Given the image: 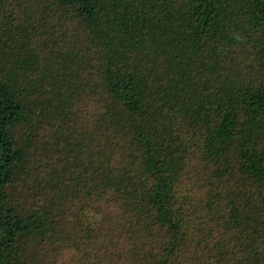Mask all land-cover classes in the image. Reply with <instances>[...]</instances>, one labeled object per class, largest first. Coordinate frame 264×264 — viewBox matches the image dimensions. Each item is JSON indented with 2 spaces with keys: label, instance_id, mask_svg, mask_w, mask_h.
Returning a JSON list of instances; mask_svg holds the SVG:
<instances>
[{
  "label": "trees",
  "instance_id": "trees-1",
  "mask_svg": "<svg viewBox=\"0 0 264 264\" xmlns=\"http://www.w3.org/2000/svg\"><path fill=\"white\" fill-rule=\"evenodd\" d=\"M0 264H264V0H0Z\"/></svg>",
  "mask_w": 264,
  "mask_h": 264
}]
</instances>
